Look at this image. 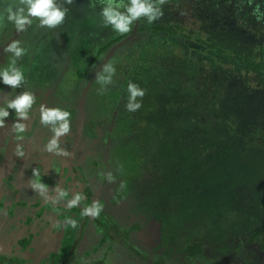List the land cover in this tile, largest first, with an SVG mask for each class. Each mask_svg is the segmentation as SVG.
<instances>
[{
  "label": "flooded vegetation",
  "instance_id": "obj_1",
  "mask_svg": "<svg viewBox=\"0 0 264 264\" xmlns=\"http://www.w3.org/2000/svg\"><path fill=\"white\" fill-rule=\"evenodd\" d=\"M183 1V6L180 0H175L173 5L167 0L158 7L161 10L170 7L169 10L176 13L173 17L179 13L191 15L188 19L195 27L193 20L197 21L198 17L186 14L185 10L191 11L194 1L199 0ZM124 2L111 0V7L126 14L124 6L129 3ZM54 4L65 10L62 23L49 27L30 17L32 23L17 33L7 10L11 8L16 12L27 5L20 0H0V62L6 61L0 66V79L3 80L4 72L9 75L19 72L22 84L15 86L19 94L29 89L27 80L29 84L34 78L43 80L39 82L42 91L46 90L51 98L62 95L66 99L65 110L75 115V124L70 126L76 130L68 127V131L57 135L61 125L51 127L50 121L45 122L43 113L35 112L34 107L24 109L23 115L13 109L9 111L12 117L0 116V143L7 147L0 146V235L3 236L0 237V264H65V258L70 255L75 264H96L97 258L99 264L107 263L108 259L113 264H264V250L259 249L262 247L248 244L240 234L226 238L225 233H220L223 237H208L212 233L211 221H205V228L199 227L201 238L180 214L181 187L185 183L190 186L196 183L192 179L188 182L178 178L167 170L168 161L180 160L188 166L189 158L174 144L162 143L160 137L169 133L181 143L183 140L197 143L199 149H203L211 142L205 134L213 129L215 134L216 122L223 120L224 115L215 109L208 118L197 109L196 103L189 101V93L194 92L193 84L177 79L172 84L176 85L179 98L173 103L166 99L172 95V89L167 87L166 91L156 78L164 72V69L159 71L161 64L155 61L161 55L154 48L161 43L158 38L163 37L159 28L149 23L141 28L140 20L147 22V17H141L132 22L131 31L126 34L113 28L99 29L95 21L104 18L102 11L110 6V0H54ZM85 4L87 8L83 10ZM200 32L202 28L195 29L192 36L198 37ZM137 34H142L140 40L143 41L134 49L132 44ZM13 43L21 50L20 55L11 53L14 49L8 48ZM113 52L121 57L119 65L123 66V73L127 69V78L121 73L117 80L113 77L114 84L107 87L102 80L106 72L101 70V76L99 70L108 63H116V59L110 57ZM44 75L48 78L56 75L57 79L48 84ZM129 82L145 90L149 108L142 110L143 97L137 96L134 103L141 107L133 113L139 115L148 137L142 140L140 131L130 140L115 141L113 135L115 122L119 123V112L130 113L126 108ZM154 86L158 89H153ZM34 90L32 86V94ZM157 94L166 99L163 107L160 100L156 103L153 95ZM121 96L124 102L117 106ZM153 110L160 113L158 117ZM173 114L177 118L172 123ZM207 119L209 123L214 122L213 128L204 122ZM190 135L195 139H189ZM263 139L264 132L256 137V143L263 144ZM61 143L67 145L60 147ZM122 143L129 144L127 160L126 152L119 149L124 146ZM237 143L242 140L238 138ZM145 145L150 151L149 164ZM173 149L178 152L175 154ZM18 165L25 167L20 175L28 188L16 186L17 180H9ZM179 165L184 166V163ZM206 187L202 193L197 189L199 192L192 198L194 203L208 192ZM21 191H25L23 198ZM6 196L11 198V204L6 202ZM94 206L99 208L96 217L87 212ZM252 209L251 204L240 208ZM3 217L10 224V232L2 228ZM215 221L214 226L218 224ZM74 235L76 240H73ZM67 241L72 243L68 254L64 251ZM96 253L103 257H96Z\"/></svg>",
  "mask_w": 264,
  "mask_h": 264
},
{
  "label": "trees",
  "instance_id": "obj_2",
  "mask_svg": "<svg viewBox=\"0 0 264 264\" xmlns=\"http://www.w3.org/2000/svg\"><path fill=\"white\" fill-rule=\"evenodd\" d=\"M199 1L202 5L197 8L196 16L201 24L196 27L188 19L191 15L179 13L173 17L176 13L170 7L162 9L167 18L151 23L163 36L161 43L154 47L161 54L155 59L161 64L159 71L164 69L156 78L166 91L167 87L172 89V95L166 98L171 102L179 98L177 87L172 84L174 80L193 84L189 101L196 103L197 109L208 118L217 109L224 119L216 122L215 134V129L205 134L211 142L203 149L197 143L184 140L181 143L169 133L161 136L162 143L174 144L189 158L188 166L177 160L168 161L166 167L178 178L196 183L181 187L180 214L193 225L198 236L203 237L199 227L205 228V221L214 224L217 220L218 224L209 226L212 233L208 237H223L220 233H225L226 238L240 234L248 244L264 250V220H261L264 219V143H256V137L264 132V0ZM243 6L248 10L243 12ZM250 7L254 10L250 11ZM146 23L140 20L141 28L149 26ZM200 28L202 37H193V31ZM165 38L175 41L164 44ZM189 40L205 46L199 49L203 57L190 54ZM153 96L156 103L160 100V105L163 102L166 105L165 98ZM153 114L158 117L160 113L153 110ZM176 118L175 114L170 117L172 123ZM208 120L204 122L212 126L214 122ZM238 138L242 143H237ZM189 139L195 138L190 135ZM205 185L208 192L194 203L192 198L199 192L197 189L202 193ZM249 204L252 210H240ZM235 209L242 213L243 219H228Z\"/></svg>",
  "mask_w": 264,
  "mask_h": 264
},
{
  "label": "clouds",
  "instance_id": "obj_3",
  "mask_svg": "<svg viewBox=\"0 0 264 264\" xmlns=\"http://www.w3.org/2000/svg\"><path fill=\"white\" fill-rule=\"evenodd\" d=\"M22 4L27 5V14H23L24 10L19 9L16 12H12L11 8L7 11L9 13L8 19L13 21L17 29H22L26 24H31V18H36L40 21L41 25H47L49 27L57 26L63 22L65 17V10L57 8L54 4V0H20ZM167 3V0H129V6L126 8V14L123 12L116 11L113 7H106L102 11L103 17L106 19L107 23L111 24L114 31L124 34L131 31L132 22L141 17H147V22L151 24L154 20L161 18L164 13L158 5H163ZM10 49L16 51V55L21 54L20 49H16L15 43L9 46ZM3 81L5 84L11 85L13 87L17 86L22 80V75L19 72H14V74L9 75L7 72L3 74ZM128 91L130 93L129 103L126 108L130 112H134L141 107L139 103H134L137 96L144 97L145 90L138 87V85L129 82ZM33 103V97L24 93L18 96L14 101L9 104L16 110L17 113L23 115L24 109L30 107ZM8 113L0 111V116H7ZM69 115L67 111H61L60 109L47 110L42 114V119L47 121H64L61 124L60 129L57 131V135L61 132L68 131V124L66 122V117ZM80 197H77L79 199ZM74 203V201L72 202ZM93 217L99 214V208L95 207L93 209L87 210Z\"/></svg>",
  "mask_w": 264,
  "mask_h": 264
},
{
  "label": "water",
  "instance_id": "obj_4",
  "mask_svg": "<svg viewBox=\"0 0 264 264\" xmlns=\"http://www.w3.org/2000/svg\"><path fill=\"white\" fill-rule=\"evenodd\" d=\"M19 42H26V40L25 41H21L19 39ZM1 44H3V43L1 42ZM8 48H9V46H8ZM3 50H5L4 52L8 53V51H7V49L5 47H3ZM13 51H15V50H13ZM123 74H124V79H126L127 78V69L124 71ZM74 77H76L75 74H74ZM56 79H57L56 75L54 77H52V78H48L47 75H44V81H48V84H51L52 81L54 82ZM60 79H61V75H60ZM0 80H1L0 81V92L2 91V94H0V109H3L4 112H5V110L13 111L14 108L9 107L8 104H11L12 101H14L18 96H20L22 94L18 93V95L15 97L14 100L12 98L9 99V97L16 92V89H15V87H13L11 85L5 84L2 79H0ZM42 81L43 80L34 78L33 81L31 80L30 82H31L32 85L33 84L35 85V84H37L39 82H42ZM18 86H20V85H18ZM28 91L32 92V89H28ZM45 91L44 90L42 91L40 88H37L36 90H34V92H35L34 94L28 93V94H30L33 97V103H32V105L30 107H34L35 108V112L36 111H41L42 113H44L47 110L57 109V108L60 109L61 111H66L65 110V104H64V102H66V99L63 98L62 95H60V96H58L56 98H51L50 94L45 92ZM37 92H39V93L37 94ZM118 99L119 100L117 101V106L121 105L124 102V96H121ZM142 104H143V109L142 110H147V108H149V106H148L149 104H148V102L146 100V94L143 97ZM120 109H121V106H120ZM8 114H10V115L6 116V118L12 117L11 116L12 114L10 112H8ZM140 114H141V111H140ZM19 115H21V114H19ZM2 117L4 118L5 116H2ZM118 119H119V123L115 122V128H114V133L115 134L113 135V139L115 141H117V140L118 141H125L126 138H129V140H130L132 136L134 138L136 132H140V131L142 132V140H144L145 138L148 137L147 131L143 127L144 126L143 123L140 122L138 114H134L133 112H130L129 114L125 115V114H122V112L121 113L119 112ZM121 119H122L123 123H122ZM66 122L68 124L69 130L70 129L71 130H73V129L75 130V127L70 126V125L75 124V115L74 114L73 115L69 114L66 117ZM62 123H64V121H50V124H52L53 127H59ZM75 132H76V130H75ZM61 137L62 136L60 135V138ZM50 139H53V136H50ZM1 144H2V148H7V147H5V143H0V146H1ZM122 144L124 146L119 147V149L121 151H125L126 152V157L125 158L127 160L128 159L129 144H127V145H126V143H122ZM46 145H48V143H46ZM66 145H67V143H66ZM145 146H146L145 152H147V154H146L147 162L146 163H148L149 159H150V151L148 149V146L147 145H145ZM10 148H12L11 145H10ZM3 167H5V165ZM0 180H1V177H0ZM117 254H118V252H117ZM106 261H108V262L107 263L105 262V264H113L112 260H110V259H108Z\"/></svg>",
  "mask_w": 264,
  "mask_h": 264
},
{
  "label": "rangeland",
  "instance_id": "obj_5",
  "mask_svg": "<svg viewBox=\"0 0 264 264\" xmlns=\"http://www.w3.org/2000/svg\"><path fill=\"white\" fill-rule=\"evenodd\" d=\"M125 0H123V4H125V2H124ZM127 1V5H128V3H129V0H126ZM155 1V0H154ZM169 2H170V4L169 5H173L174 3H175V0H168ZM3 2V1H2ZM1 2V3H2ZM16 2H17V0H16ZM152 2H153V0H152ZM180 2H181V4H182V6L185 4L184 3V1L183 0H180ZM120 5H122L121 4V2H120ZM202 4H201V1H194V3L192 4V10L190 11V10H188L187 8V10H185L186 11V14L188 13V14H190V13H192V16H194V15H196V10H197V8H200V6H201ZM21 7V6H20ZM128 6H124V9H125V11H126V8H127ZM82 8H83V10L84 9H86L87 7H86V4L85 5H83L82 6ZM183 9H185V7H182ZM245 10H248V8L247 9H245ZM244 10V8L242 9V11L244 12L245 11ZM251 10H254V8H252V7H250V11ZM26 11V12H25ZM24 14L26 15V13H27V6L24 8ZM162 17H166V15L165 16H162ZM161 17V18H162ZM160 18V19H161ZM167 18V17H166ZM96 22V24L98 25V27H99V29H107V28H112V26H111V24H109V23H107V21H106V19L105 18H101L100 20H96L95 21ZM193 22H195V27L197 26V25H200L201 24V21H199V20H197V21H194L193 20ZM96 24H95V26H96ZM27 25V24H26ZM25 25V26H26ZM25 26H24V28H25ZM23 29V28H22ZM22 29H17V33L18 32H20ZM147 30L149 31L150 29L149 28H147ZM197 30V29H196ZM150 33V32H149ZM135 35V34H134ZM134 35H133V40H135L134 39ZM160 36H162V33L160 32ZM198 37H200V35L198 36ZM143 37H142V34H137V40H135L134 42H133V44H132V47L135 49H138V46L140 47V45H141V42L143 41V40H140V39H142ZM159 40H161L160 38H158ZM162 41V40H161ZM160 41V42H161ZM170 41H175V40H170ZM169 39L168 38H165V41H163V43L164 44H168L169 42ZM31 42H35V41H33V39H31ZM186 41H184V43L183 44H186L185 43ZM23 43H26V42H23ZM188 43V45H190V54L191 55H193V56H195V57H203V54H202V51L201 50H199V49H202V48H204L205 46L204 45H201V44H199V43H196V42H194V41H188L187 42ZM199 47V48H198ZM12 52H15V51H12ZM11 52V53H12ZM123 55H124V53H123ZM110 57H114L115 59H116V63L115 62H112V64H110V63H108L106 66L104 65V67L102 68V69H100L99 70V74H101V76H102V72H101V70L102 71H105L106 72V76L103 78V76H102V80H103V83H105V85L107 86V87H110V85L112 86L113 84H114V81H113V77H115L116 78V80L119 78V76L121 75V73H123V66L122 67H120V65H119V61L121 60V57L117 54V52H113L112 54H111V56ZM6 64V61H4V62H0V66H3V65H5ZM118 64V65H117ZM60 67H62L61 65H59V68ZM27 69V68H26ZM95 69L96 68H94V70H93V72L92 73H94V71H95ZM27 73H29V71H28V69H27ZM0 75H1V73H0ZM27 76L28 75H26V79H27ZM37 79H39V78H37ZM32 81H33V79H32ZM108 81V82H107ZM116 82V81H115ZM26 83H28V85H29V89H32V86H34L35 87V89H37V88H40V85H39V83H37V84H29V82H28V80H27V82ZM111 83V84H110ZM21 82H19V84L18 85H20L21 86ZM121 91V90H120ZM19 92V91H18ZM22 94H24V93H33V91L31 92V91H28V90H25V91H23V92H21ZM39 92H37V94H38ZM60 93H61V90H60ZM17 92H15L14 94H12L10 97H9V99H15V97L17 96ZM9 103V102H8ZM9 105V104H8ZM5 112H9L8 110H5ZM48 124L49 123H47L46 125H45V127H47L48 126ZM50 126L51 127H53V125L52 124H50ZM263 141H264V139H263ZM167 144H172V143H166V145ZM63 145H65L66 146V143H61V146L60 147H62ZM168 146V145H167ZM167 150V148L165 147V151ZM125 163H127V161L125 160ZM18 164V163H17ZM9 165V164H8ZM24 166L23 165H21L20 167H19V165L17 166V169L16 170H13V174H12V177H10V181L11 180H17V182H16V186H17V184H19L21 187H23L24 185L25 186H27V184L25 183V179H23L22 180V177H21V175H20V173H22V170H24ZM123 176H127V175H124L123 174ZM10 186V188L12 187V185H9ZM27 188H28V186H27ZM25 191H21L20 193L22 194L21 195V197L23 198L24 197V193ZM6 202H9V204H11L10 203V201H11V198H9L8 196H6ZM239 218V219H243V216H242V213H240L239 212V210L238 209H235L229 216H228V219H231V218ZM1 221H2V224H3V229H7V231L8 232H10V230H9V226H10V224H7V220H6V218H1ZM0 237H3L2 235H0ZM68 239V238H67ZM73 240H76V237H75V235H74V238H73ZM70 246H72V243H71V241H67L65 244H64V251L68 254V253H71V248H70ZM75 247V246H74ZM96 255V257H103V255H101V254H99V253H96L95 254ZM70 258H68V257H66L65 258V264H71V263H73L74 262V260H71V257H72V255H70L69 256ZM107 257H109V255H107ZM17 258V257H16ZM10 259V258H9ZM99 262H100V259L99 258H97V261H96V264H99ZM45 264H47V262H45ZM73 264H75V263H73ZM105 264V263H104Z\"/></svg>",
  "mask_w": 264,
  "mask_h": 264
}]
</instances>
